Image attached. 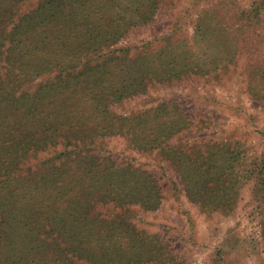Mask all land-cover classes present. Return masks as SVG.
Segmentation results:
<instances>
[{
	"label": "trees",
	"instance_id": "16d2710c",
	"mask_svg": "<svg viewBox=\"0 0 264 264\" xmlns=\"http://www.w3.org/2000/svg\"><path fill=\"white\" fill-rule=\"evenodd\" d=\"M162 1L46 0L23 12L11 30L1 19L0 264H146L155 258L152 236L123 216L90 212L99 203L154 210L163 200L152 173L132 159L118 164L109 148L111 156L104 154L105 138H122L137 153L158 152L175 173V193L208 212L231 210L247 182L264 203V152L250 157L240 141L227 139L189 146L184 132L194 124L171 99L128 116L113 106L146 90L149 81H228L233 64L244 69L251 95L263 99L264 0L207 6L189 37L179 31L156 37L133 57V46H113L149 24ZM7 3L0 0V17ZM11 11L15 16L20 9ZM51 149L55 153L31 164L27 176L18 174L31 152ZM43 223L54 233L50 240L43 239L48 231L31 229Z\"/></svg>",
	"mask_w": 264,
	"mask_h": 264
},
{
	"label": "rangeland",
	"instance_id": "374dc122",
	"mask_svg": "<svg viewBox=\"0 0 264 264\" xmlns=\"http://www.w3.org/2000/svg\"><path fill=\"white\" fill-rule=\"evenodd\" d=\"M43 1L46 0H8L6 9L2 10L7 14L0 17V21L4 19L1 24L11 30L14 21L23 12ZM220 1L163 0L149 24L131 29L113 46H133L128 52L133 57L156 37L164 38L175 31H179L176 34L178 36L182 34L189 37L200 12ZM234 1L247 7L255 0ZM11 7L19 8L20 11L13 16ZM2 65L3 61L0 62V77L6 75L1 70ZM242 71L244 69L241 66L233 64L232 77L228 81L221 79L217 82L212 77L202 76L185 77L174 82L149 81L146 90L142 89L135 96L126 97L113 106L117 113L128 116L171 99L190 116L194 124L189 131L184 132L183 141L189 146L205 145L213 139L238 140L250 157H259L264 152V98L259 100L251 95ZM21 83L28 85V80ZM208 123L212 127L207 128ZM101 141L106 149L104 154L111 156L109 149L113 150L112 155L118 164L132 159L135 165L142 166L155 176L163 191L162 203L154 210L137 205L119 207L105 203L91 205L94 212L89 210L105 219L123 216L127 224L152 236L156 241L153 249L155 258L146 264H264V203L252 197L250 182L242 186L231 210L208 212L188 199L184 192L175 193L172 186V174L175 173L158 152L137 153L122 138H105ZM79 149L80 146H77L76 150ZM31 153L30 161L27 163L23 159V170L18 171L24 177L29 174L31 164H40L55 151L36 150ZM42 165L36 167L40 168L38 172ZM23 221L27 222V219L23 218ZM44 224L30 226L36 233L48 231L43 239L50 240L54 233L48 230V223ZM79 264L85 263L82 261Z\"/></svg>",
	"mask_w": 264,
	"mask_h": 264
}]
</instances>
